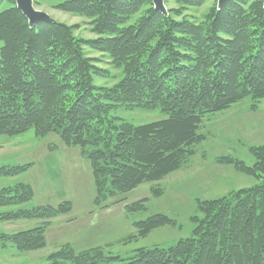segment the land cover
Wrapping results in <instances>:
<instances>
[{
    "label": "trees",
    "instance_id": "16d2710c",
    "mask_svg": "<svg viewBox=\"0 0 264 264\" xmlns=\"http://www.w3.org/2000/svg\"><path fill=\"white\" fill-rule=\"evenodd\" d=\"M0 11V135L36 137L54 133L68 147H79L89 162L99 207L108 197L159 180L193 155L204 139L197 133L206 114L250 98H264L263 0H228L203 24L164 15L151 0H59L56 8L90 20L94 38L74 35L78 25L37 22L30 27L15 7ZM198 6L206 0H175ZM167 4V0H164ZM134 22H131L132 19ZM88 47L107 55L120 69L111 87L94 85L107 71L88 57ZM120 107L158 109L163 119L134 125L116 117ZM250 166L229 155L231 165L257 183L222 197L196 200L191 235L168 248H138L128 258L91 247L59 246L45 264H264V145L251 147ZM31 163L0 165V176L15 177ZM29 184L0 188V222L39 220L31 228L0 231V249L18 252L46 246L49 220L67 215L70 201L27 207ZM141 202L126 205L140 210ZM177 222L165 214L137 221L138 236Z\"/></svg>",
    "mask_w": 264,
    "mask_h": 264
},
{
    "label": "rangeland",
    "instance_id": "374dc122",
    "mask_svg": "<svg viewBox=\"0 0 264 264\" xmlns=\"http://www.w3.org/2000/svg\"><path fill=\"white\" fill-rule=\"evenodd\" d=\"M216 2L206 0L198 6H182L175 0H167L164 5L166 14L172 9L175 17L186 18L197 25L205 23ZM57 3L59 0H33L34 7L46 12L55 22L78 25L74 29L76 37H96L90 31L88 18L60 10L56 8ZM9 6L8 0H0V11ZM134 21L133 18L131 22ZM84 51L107 71L106 76L94 78L95 86L111 87L121 79V70L111 65L107 55L88 47ZM252 103L246 98L226 110L206 114L197 130L204 139L190 146L193 155L187 156L179 168L155 182H144L127 193L108 197L99 207L93 205V176L79 147L65 146L54 133L36 137L33 130H28L16 137L0 135V165L32 164L28 171L15 177L0 176V188L19 182L29 184L34 195L25 204L27 207L56 206L65 200L72 204L69 214L49 220L52 224L46 229L44 249L20 253L8 246L0 249V264H45L46 256L64 244L76 251L99 247L105 253L125 259L131 257L135 249L168 248L189 237L194 227L190 217L199 215L197 199H216L257 183L255 178L238 173L233 166L216 162L220 156L229 155L248 166L254 163L251 147L264 145V98L255 108ZM113 114L134 125L165 117L158 109L126 107H120ZM135 202H141V209L127 211L126 205ZM4 210L8 209L0 208V212ZM158 213L175 220L177 225L167 224L138 236L134 224ZM38 221L0 222V231L24 230Z\"/></svg>",
    "mask_w": 264,
    "mask_h": 264
},
{
    "label": "water",
    "instance_id": "95a60500",
    "mask_svg": "<svg viewBox=\"0 0 264 264\" xmlns=\"http://www.w3.org/2000/svg\"><path fill=\"white\" fill-rule=\"evenodd\" d=\"M227 1L228 0H217V7L221 8ZM14 2L15 7L25 16L30 27H33L37 22H55L46 12L36 9L33 0H14ZM151 2L155 10L166 15L164 0H151Z\"/></svg>",
    "mask_w": 264,
    "mask_h": 264
},
{
    "label": "crops",
    "instance_id": "0c3cea01",
    "mask_svg": "<svg viewBox=\"0 0 264 264\" xmlns=\"http://www.w3.org/2000/svg\"><path fill=\"white\" fill-rule=\"evenodd\" d=\"M33 195H34V193H33ZM93 214H94V213H93ZM93 214H92V215H93ZM90 215H91V214H90ZM92 215H91V216H92ZM51 224H52V223H51ZM51 224H50V225H51ZM50 225H49V226H50ZM49 226H48V227H49ZM48 227H47L46 229H48ZM89 230H90V229L88 228L86 232H88ZM58 231H59V230H58ZM46 234H48V230H46ZM46 234H45V236H46ZM45 247H46V246H45ZM45 247H44V248H45ZM44 248H42V249H44ZM39 250H41V249H39ZM36 251H37V250H36Z\"/></svg>",
    "mask_w": 264,
    "mask_h": 264
}]
</instances>
